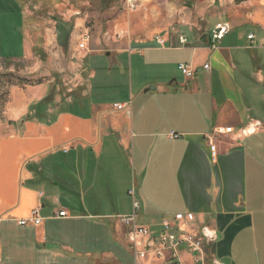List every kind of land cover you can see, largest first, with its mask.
Returning a JSON list of instances; mask_svg holds the SVG:
<instances>
[{
    "label": "crops",
    "instance_id": "0c3cea01",
    "mask_svg": "<svg viewBox=\"0 0 264 264\" xmlns=\"http://www.w3.org/2000/svg\"><path fill=\"white\" fill-rule=\"evenodd\" d=\"M21 1L0 0L6 62L31 53ZM181 1L140 0L134 24L90 15L84 26L77 18L67 48L88 34L85 60L128 57L120 103L89 99L88 85L66 105L42 103L47 85L14 91L0 119V264H134L118 219L131 213L132 188L141 204L137 222L154 237L163 221L192 213L193 230L215 234L208 256L264 264V0ZM68 22H55L48 41L59 46V25ZM220 23L230 31L211 49ZM217 128L232 132L215 137L213 158L206 137ZM34 209L38 225L30 221ZM181 258L194 264L188 252Z\"/></svg>",
    "mask_w": 264,
    "mask_h": 264
},
{
    "label": "rangeland",
    "instance_id": "374dc122",
    "mask_svg": "<svg viewBox=\"0 0 264 264\" xmlns=\"http://www.w3.org/2000/svg\"><path fill=\"white\" fill-rule=\"evenodd\" d=\"M21 2L27 12L25 24L29 40L32 42L31 53L27 58L17 62L0 60V119L5 116L7 104L16 94L15 90L23 91L25 87L39 85H47L53 101L58 105H66L68 99L78 100L85 94L88 86L89 99L98 100L107 106L120 103L129 87L128 57L122 61L104 55H88L85 60L86 52L79 49L77 43L74 48L63 49L55 42H49L48 38L54 36L51 32L54 23L64 18L69 19L66 24L71 25L72 28L77 18L83 20L84 26H89L91 18L87 16L90 15L102 17L105 22L120 17L126 21V25L129 20L133 24L138 23L139 19L133 21L132 17L142 9L140 0L134 9L137 12L132 11L134 13L124 10L121 0H22ZM188 7L192 8L193 5ZM86 72L92 74L89 81ZM177 77L181 78V75L178 74ZM134 83L135 74H133ZM260 94L264 96L262 86ZM260 108L261 113L264 114V98ZM71 110L82 113L76 109ZM128 263H132L131 260H128Z\"/></svg>",
    "mask_w": 264,
    "mask_h": 264
},
{
    "label": "built area",
    "instance_id": "2783aa9c",
    "mask_svg": "<svg viewBox=\"0 0 264 264\" xmlns=\"http://www.w3.org/2000/svg\"><path fill=\"white\" fill-rule=\"evenodd\" d=\"M127 9L136 8L135 0H125ZM230 28L227 23L218 24L211 32V49H216L217 44L229 33ZM89 35L86 34L81 39L78 48L87 50ZM248 40L251 42L253 36L249 35ZM186 39L179 38L181 45L186 44ZM157 43L162 45L161 39ZM204 70H209L208 65L203 66ZM178 70L186 77H190L192 72L185 65H178ZM117 110H122V105L114 106ZM232 128H217L206 139L210 145L212 157H215L216 148L213 144L215 137L230 134ZM128 196L131 200V213L129 215L118 216L122 225L126 228L127 240L131 246L134 264H184L181 258L182 252H188L193 255L194 264H223L215 259L213 255L206 254L207 245L215 242L213 231L203 227L199 231L193 230L191 224L195 221L192 213L176 214L172 221H163L161 223L162 231L157 237H154L148 227L137 222L138 213L141 208L135 190H128ZM58 218H67L66 211H59ZM30 221L34 225L40 223L38 209H34L30 214ZM20 226H24L26 221H20Z\"/></svg>",
    "mask_w": 264,
    "mask_h": 264
},
{
    "label": "trees",
    "instance_id": "16d2710c",
    "mask_svg": "<svg viewBox=\"0 0 264 264\" xmlns=\"http://www.w3.org/2000/svg\"><path fill=\"white\" fill-rule=\"evenodd\" d=\"M72 27L69 24L66 23H60L59 29H58V34H57V41L59 46L61 48L66 49L68 46V38L71 33ZM6 62V61H5ZM53 96L51 94V91H48L46 97L43 99L42 103L44 105H51L53 104Z\"/></svg>",
    "mask_w": 264,
    "mask_h": 264
},
{
    "label": "water",
    "instance_id": "95a60500",
    "mask_svg": "<svg viewBox=\"0 0 264 264\" xmlns=\"http://www.w3.org/2000/svg\"><path fill=\"white\" fill-rule=\"evenodd\" d=\"M205 37H202V40H203V42L205 43L206 42V40L204 39Z\"/></svg>",
    "mask_w": 264,
    "mask_h": 264
}]
</instances>
